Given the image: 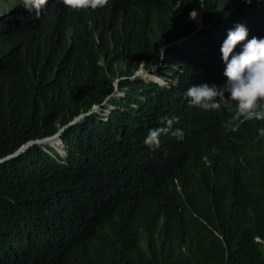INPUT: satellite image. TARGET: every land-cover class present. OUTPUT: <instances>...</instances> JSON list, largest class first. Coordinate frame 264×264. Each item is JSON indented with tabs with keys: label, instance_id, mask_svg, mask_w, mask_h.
<instances>
[{
	"label": "trees",
	"instance_id": "trees-1",
	"mask_svg": "<svg viewBox=\"0 0 264 264\" xmlns=\"http://www.w3.org/2000/svg\"><path fill=\"white\" fill-rule=\"evenodd\" d=\"M58 1L0 0V160L100 104L141 62L179 56L212 73L213 32L264 26V0ZM201 6L204 23L229 16L161 61L157 43L189 35L187 11ZM118 88L126 96L106 121L86 116L60 134L65 159L34 144L0 163V264H264V126L229 120L228 103L205 114L180 89ZM165 115L182 138L149 147Z\"/></svg>",
	"mask_w": 264,
	"mask_h": 264
},
{
	"label": "clouds",
	"instance_id": "clouds-1",
	"mask_svg": "<svg viewBox=\"0 0 264 264\" xmlns=\"http://www.w3.org/2000/svg\"><path fill=\"white\" fill-rule=\"evenodd\" d=\"M83 1L84 0H74V2H70V0H59L55 5L72 3V5L78 6L82 4L81 2ZM118 1L120 0H113L112 2L116 3ZM91 2L92 0H89V3ZM244 2L246 4H251L252 0H244ZM32 3L33 0H23V4L26 8ZM100 3H103V0H100ZM72 5H70V9L74 8ZM187 13L193 22L194 30L187 36L179 34L169 43L158 42L156 49L159 51L161 61L163 59L162 55L166 49L178 48L182 50V52L189 51L190 39L195 33L207 29L212 21L218 18L226 20L229 16V11L226 10L219 15L214 16L210 23H204L206 14L203 12L202 6L198 10L189 9ZM224 27H227L226 31L221 30L219 33L213 32L211 36L212 53L214 58V70L212 73H205L204 75L195 74L191 70L189 61L185 58H180L179 56L176 59L177 64L170 62L165 66L146 67L145 63L141 62L138 65L137 70L131 76H118L114 79L112 82V91L100 104L91 106L90 110L69 121L62 128L66 127L71 122H73L71 125L73 126L80 121H84V118L90 115H96L100 120L106 121L112 108L114 107L115 111L117 108V102H120L126 96V89L118 88L119 82L126 79L129 81H136L139 80L138 78H141L142 80L140 81L142 82L148 79L149 82L143 83H154L163 89H180V91H183L182 94L187 100V103L198 107L199 110L203 111L205 114L208 110H211V113L213 114H218L221 110L223 111L225 109V105L228 103L230 106H234V114L228 118L229 120L234 122L237 120L240 122L252 120L256 125L264 126V26L259 27L257 29V34L250 37L249 29L242 22H236L234 24L233 21H230L227 22ZM163 70H165V72H163ZM185 70L187 71L186 78L184 82L180 84L179 79ZM150 77H157L160 79V82L149 80ZM222 82L223 84H221ZM132 106L133 108L135 107L134 104H132ZM176 119L177 118L174 115L160 117L161 124L148 129L144 137V143L149 147L158 146L159 138L164 134L173 135L177 139H181L183 135L182 129L172 127ZM61 129H59L53 136L43 139L54 137ZM257 132L260 136H264V127H259ZM60 134L59 142H57L60 143L61 146L59 145L58 148H62L63 153L66 155L64 144L60 140ZM51 140L56 141V139ZM41 143H33L32 145H41ZM48 146L63 158L58 148H53L51 145Z\"/></svg>",
	"mask_w": 264,
	"mask_h": 264
},
{
	"label": "water",
	"instance_id": "water-1",
	"mask_svg": "<svg viewBox=\"0 0 264 264\" xmlns=\"http://www.w3.org/2000/svg\"><path fill=\"white\" fill-rule=\"evenodd\" d=\"M73 124V122H71L70 124H68L66 127L62 128L54 137L52 138H49V139H42L40 141H36V142H29L25 145H23L22 147H20L17 151H15L13 154L7 156L6 158L0 160V163L4 162V161H7V160H10V159H14V158H17L20 156V154H22L23 152H25L29 146H31L33 143H41L42 141H45V140H51V139H56V141L59 142V134L61 132H63L64 129H66L67 127H70L71 125Z\"/></svg>",
	"mask_w": 264,
	"mask_h": 264
},
{
	"label": "rangeland",
	"instance_id": "rangeland-1",
	"mask_svg": "<svg viewBox=\"0 0 264 264\" xmlns=\"http://www.w3.org/2000/svg\"><path fill=\"white\" fill-rule=\"evenodd\" d=\"M6 2H8V0H6ZM163 72H165V70H163ZM158 78H160L159 76H157ZM139 80H142L141 78H138ZM160 79H162V78H160ZM163 80V79H162ZM143 82H145V83H147V82H149L148 81V79H146L145 81H143ZM114 84V83H113ZM210 115H213V113H211ZM50 144H51V146H54V147H56V148H58L57 146H59L60 145V143H58L57 141H55V142H49ZM30 147V146H29ZM59 150H60V152H61V156L63 157L62 159H65L66 158V155L63 153V151H62V148H58Z\"/></svg>",
	"mask_w": 264,
	"mask_h": 264
},
{
	"label": "bare ground",
	"instance_id": "bare-ground-1",
	"mask_svg": "<svg viewBox=\"0 0 264 264\" xmlns=\"http://www.w3.org/2000/svg\"><path fill=\"white\" fill-rule=\"evenodd\" d=\"M197 16V15H196ZM186 71V70H185ZM186 75H187V72L185 73ZM149 80H155L156 82H160V79H158L157 77H154V78H152V77H150L149 78ZM225 80V79H224ZM224 80H223V82H224ZM223 82L221 83V84H223ZM129 107L130 108H133V106H132V104H129ZM112 112H114V107L112 108V110H111V113ZM111 113H110V115H111ZM109 115V116H110ZM108 116V117H109ZM49 142H55V140H47V141H43L41 144H47V145H51ZM53 148H55L54 146H52Z\"/></svg>",
	"mask_w": 264,
	"mask_h": 264
},
{
	"label": "snow or ice",
	"instance_id": "snow-or-ice-1",
	"mask_svg": "<svg viewBox=\"0 0 264 264\" xmlns=\"http://www.w3.org/2000/svg\"><path fill=\"white\" fill-rule=\"evenodd\" d=\"M70 2H74V0H70Z\"/></svg>",
	"mask_w": 264,
	"mask_h": 264
}]
</instances>
